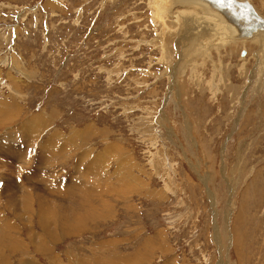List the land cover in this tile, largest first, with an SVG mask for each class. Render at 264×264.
Here are the masks:
<instances>
[{"label":"rangeland","instance_id":"obj_1","mask_svg":"<svg viewBox=\"0 0 264 264\" xmlns=\"http://www.w3.org/2000/svg\"><path fill=\"white\" fill-rule=\"evenodd\" d=\"M164 3L0 0V264H264V36Z\"/></svg>","mask_w":264,"mask_h":264},{"label":"bare ground","instance_id":"obj_2","mask_svg":"<svg viewBox=\"0 0 264 264\" xmlns=\"http://www.w3.org/2000/svg\"><path fill=\"white\" fill-rule=\"evenodd\" d=\"M241 1H247L250 5H252L254 7L256 12L261 17L264 18V16L257 10L255 5L250 0H241ZM164 5H165V8H167V9L169 8L170 5L172 7H175V8H183L184 7L183 9H187L185 12L177 13L176 15H174V17H176V18L184 20V24H183L184 28L185 27L188 28L189 24L187 22L191 23L192 21H194V23L197 24L201 30H202L201 26L205 25L207 28L211 29L213 36L216 35L217 36L216 38L219 37L218 38L219 40L223 39V43L225 41H228V40H229L228 43H230L231 41H249V40H252L254 37H256L257 35H260V34L264 36V29L258 30L251 37L242 36V32L244 30H246L244 28L247 27V25H250L249 20L243 18L237 24L232 23L229 20L227 13L224 12V10L220 7V6H224V7L232 8L233 10L240 11V7L233 0H215V1L214 0H165ZM157 6H159V5L157 4ZM170 12L173 13V11H170ZM196 26L193 25V27H196ZM197 30H198V28H197ZM183 32H184V34H187V31L185 29H183ZM190 35L193 36V40L196 38H199V37H194V36H196L194 33L193 34L191 33ZM208 36H209V34H208ZM224 36H226V37L222 38ZM201 38L202 37H200V39ZM259 38H261V37H259ZM263 44H264V42H263ZM42 210H43V207H42ZM48 212L49 211H47V212L45 211V216H46V213H48ZM43 215L44 214L42 213L41 216H43ZM45 216H43V217H45ZM46 218H44V219H46ZM48 219H49V217H48ZM41 220H43V219H41ZM43 222H45V221L43 220ZM46 224H47V221H46Z\"/></svg>","mask_w":264,"mask_h":264},{"label":"water","instance_id":"obj_3","mask_svg":"<svg viewBox=\"0 0 264 264\" xmlns=\"http://www.w3.org/2000/svg\"><path fill=\"white\" fill-rule=\"evenodd\" d=\"M215 1V0H214ZM240 7V11L233 10L232 8L220 6L224 12L227 13L229 20L232 23H238L241 19H248L250 25L245 27L242 36L251 37L254 33H256L260 29H264V18L261 17L254 7L250 5L247 1L241 0H233ZM246 51H242V55H245Z\"/></svg>","mask_w":264,"mask_h":264}]
</instances>
